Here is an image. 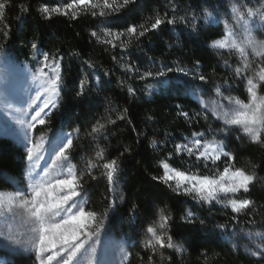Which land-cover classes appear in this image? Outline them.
Wrapping results in <instances>:
<instances>
[{"label":"snow or ice","instance_id":"obj_1","mask_svg":"<svg viewBox=\"0 0 264 264\" xmlns=\"http://www.w3.org/2000/svg\"><path fill=\"white\" fill-rule=\"evenodd\" d=\"M136 3L137 0H71L68 3H56L52 6L48 3H40L35 10L40 18L46 21L55 16H63L71 20H77L81 16H91L96 18L98 25H112L114 19L130 11L129 6ZM168 3L172 4L171 16L167 10L162 17L157 11L155 19L147 26L144 23L128 24L120 27L119 31H115L113 27L97 28L90 31V38L95 39L98 44L111 48L130 49L134 44L138 46L142 37L160 29L164 24L175 26L179 23L190 27L193 31L197 29L200 17L191 5L186 7L184 15L178 16L176 15L178 5L172 3V0H168ZM257 3V7H248L247 4L239 3V0L230 4L222 35L208 43L207 46L210 48L227 49L238 57L237 66L232 69L234 79L224 78L222 83L213 81L211 89L207 87L209 77L198 71L199 60L194 62L192 69L181 67L180 62L177 61L175 67L161 63L155 70L149 68L142 72L135 62H121L116 56L112 57V60L124 69L128 79L135 77L137 80L147 81L151 78L167 85L169 73L180 72L184 77H191L188 81L191 91L187 88L185 91L195 99L200 111L190 114L184 110V105L176 104V117L182 118L189 126L199 124L200 120H203L207 127L202 131H192L188 136L181 134V141L174 143L166 156L157 160V165L163 169L162 175H154L152 179L165 185L171 192L189 197L201 207L208 205L209 214L216 204L223 205L225 210L230 209L232 214L226 221L215 225L222 231L227 229L229 221L239 223L241 216L251 217L247 221L248 224L257 229H264V217L259 221L256 219L259 215L258 209L264 205H259L249 196L251 185L258 179L255 171L257 166L253 165L251 171L237 167L233 152L226 151L225 142L216 140L215 136L225 133L231 126H236L251 142L264 145V40L253 37L250 27L254 23V18L258 17L260 28H264V0H257ZM11 6V0H0V22L7 19L6 12ZM220 6L223 7V4ZM29 8L30 5H22V13H27ZM205 18L206 22L218 23L212 13L205 12ZM17 19V35H19L23 31L20 27L23 15ZM245 33L247 35H244ZM11 36L10 25L0 29V41H2L0 51L9 47ZM29 47L34 61L38 64L33 79L40 83L34 90L35 95L29 97L31 111L23 113L24 119L13 117L15 123L24 129L22 142L28 162V171L24 175L28 182L21 184L15 177L8 176L6 170L0 169V176L4 177L6 183L11 184L14 189L12 191L0 189V217L5 221L4 227L0 229V252L15 255L18 254L17 249L23 247L31 253L32 264H101L97 259L96 245L100 243L101 232L105 230L104 222L108 219L109 213L114 211L117 199H124L123 194L117 196L118 185L120 173L123 171L122 158L124 153H130L131 149L125 148L124 152L110 159L106 157V150L100 149L88 160L86 169L79 171L78 174V166L73 164L72 160L76 156L74 139L79 138L81 131L79 127L72 129L71 132L53 133L52 138L48 140V148H45L47 133L29 135L30 132H37L38 126H47V118L59 106L65 87L62 74L63 56L59 49L42 51L38 37H34L29 42ZM248 49L253 50V59H249ZM151 62L155 65L154 60ZM82 63L92 70L94 75L98 62L89 59ZM224 65L231 67L228 60H224ZM103 75L109 76L110 72L103 71ZM95 80L99 85L100 77L96 76ZM236 80L243 84L247 93V102L239 97L225 94L233 90L232 85ZM195 81L203 83L197 84L194 83ZM117 83L122 90L126 89L129 96L137 95V89L128 80L118 78ZM89 84V74L86 72L79 79L76 96L83 97ZM196 89L202 91L198 92ZM146 90L151 95L152 86L149 85ZM202 96H208L209 99L204 100ZM11 107L12 105L5 101V110ZM113 111L111 108L107 109L104 117L96 120L88 133L90 137L95 139L117 120L128 119L127 108L122 109L116 115V119L111 118ZM210 117L218 122L222 121L224 127L213 130ZM132 130L136 131L135 126ZM209 134H213L212 139L207 138ZM5 135V132L0 131V136ZM137 135L139 136V133ZM166 135L175 139L171 133ZM151 146L157 148L156 140L151 141ZM45 152L48 153L50 163H45L42 172H36V168L41 167L39 161L44 159ZM183 154L194 158V165L183 160ZM174 156L181 159L182 166L187 165L186 170L181 171L169 164L168 160ZM217 162L224 164L222 171L216 167ZM209 164L216 168V171L211 175H201V166L204 170L211 171ZM194 166L195 171H192ZM97 169L100 170L99 175L93 174ZM101 177L107 181L109 196L105 197L108 201L105 210L98 212L89 207L88 193L89 182L99 181ZM259 178L264 179V177ZM130 210L133 213L137 212V205H131ZM154 215L155 219L144 228L146 235L143 248L149 253L146 264H155L154 256L174 264L172 257H165L164 250L171 249L174 253L180 254L187 249L172 235L174 218L171 210L167 206L158 208ZM180 219L193 226L196 223L201 226L206 225V218L197 216L190 209H186ZM10 221L26 224L27 233H18ZM246 235L264 240V231H249ZM224 239L232 243L230 236H225ZM232 250L238 251L239 245L234 244ZM245 251L258 260H264V244H254V248L246 247ZM131 255L124 253L123 260L128 261ZM215 255L219 254L215 253ZM200 257L207 262L208 252L202 251ZM0 264H16V262L8 255H2Z\"/></svg>","mask_w":264,"mask_h":264},{"label":"trees","instance_id":"obj_2","mask_svg":"<svg viewBox=\"0 0 264 264\" xmlns=\"http://www.w3.org/2000/svg\"><path fill=\"white\" fill-rule=\"evenodd\" d=\"M235 1L172 0V3L178 5L176 13L178 16L184 15L186 7L191 5L200 17L197 29L193 31L179 23L175 26L164 24L160 29L142 37L140 44L138 46L134 44L130 49L98 44L95 39L90 38V31L103 27H113L115 31H119L120 27L128 24L144 23L147 26L155 19L157 11L161 17L166 10L169 16L173 14L170 11L172 4H169L168 0H137L136 4L129 6L131 10L114 19L112 25H98L96 18L91 16H81L77 20L55 16L46 21L41 19L35 10L40 3L52 6L71 0H11L12 6L6 12L7 19L0 22V29L7 25L12 28L7 49L13 53L15 59L22 60L31 54L29 42L34 37L39 38L42 50L59 49L63 56L62 74L65 87L62 99L59 106L50 113L44 129L52 133L56 129L68 132L77 127L81 129L79 138L74 139L76 156L72 160V163L78 166V174L79 171L86 169L88 160L100 149L106 150V157L109 159L124 152L125 148L131 149V152H125L122 158L123 171L120 173L118 185L117 196L123 194L124 199H117L114 211L109 213L108 219L104 222L109 230L124 240L126 253L132 254L123 264H146L149 253L143 248L146 235L144 228L155 219L156 210L165 206L171 210L174 218L172 225L174 239L187 249L180 254L174 253L171 249L164 250L165 257H172L174 264H264V260H258L245 251L238 235L241 231L255 228L247 222L251 217L241 216L239 223L229 221L227 229L222 231L215 225L226 221L232 214L230 209L225 210L223 205L216 204L209 214L208 205L201 207L189 197L171 192L165 185L152 179L154 175H162L163 169L157 165V160L165 157L174 143L181 141V134L188 136L192 131H202L207 127L203 120H200L199 124L189 126L182 118L176 117V104L184 105V110L190 114L200 111L195 99L185 91L186 88L191 91L188 84L191 77H184L180 72L169 73L167 85L151 78L147 81H140L135 77L128 79L124 69L112 60V57L116 56L121 62H135L142 72L149 68L155 70L161 63L175 67L177 61L181 67L192 69L194 62L199 60L198 71L209 77L207 83L209 89L213 87V81L222 83L224 78L234 79L232 69L237 66V54L227 49L210 48L207 45L222 35L227 19L226 12ZM239 2L247 4L248 7L258 6L257 0H251L250 3L249 0ZM22 5H30L27 13H22ZM205 12L212 13L218 23L206 22ZM21 15L23 20L20 27L23 31L17 35V18ZM251 30L256 38L264 40V28H260L258 17L254 18ZM89 59L98 62L94 75L92 70L82 63ZM153 60L155 65L151 62ZM224 60H228L231 67H226ZM103 71H109L110 75L104 76ZM86 72L89 74V88L83 97H78L75 93L79 79ZM96 76L100 77L99 85L96 83ZM118 78L128 80L137 89V95L129 96L126 89L122 90L118 86ZM149 85L152 86L151 95L146 90ZM232 88L230 93L225 94L247 101V93L239 80H236ZM207 98L209 97L202 96L204 100ZM109 108L114 110L111 114L112 119H116V115L127 108L128 119L117 120L95 139L90 137L88 133L91 126L97 119L103 118ZM210 120L213 130L221 127L216 120L211 117ZM133 126L135 132L132 130ZM167 133H171L175 139L167 137ZM152 140L157 142L156 149L151 146ZM223 140L227 145L226 151L233 152L236 157L237 167L251 171L253 165L257 166L255 171L258 179L251 185L249 196L259 205H264V179L259 178L264 177V145L251 142L235 130L228 132ZM182 158L194 165V158H189L186 154H183ZM168 162L181 171L187 169V165L182 166L181 159L175 156ZM26 165V149L22 143L8 136H0V169L6 170L8 176L15 177L24 184ZM216 167L222 171L224 164L217 162ZM209 168L211 171H206L201 166L200 174L211 175L216 171L211 164ZM99 171L97 169L93 174L99 175ZM192 171H195V166ZM89 183V207L102 212L108 203L105 199L109 196L107 181L101 177L99 181ZM0 189L10 191L13 187L0 176ZM133 204L137 205L138 209L135 213L130 210ZM186 209L192 210L201 218H206V225L196 223L193 226L181 220L180 217L185 214ZM258 212L256 219L259 221L264 217V207H260ZM225 236H230L232 243L226 241ZM234 244L239 245L236 252L232 250ZM205 250L209 255L207 262L200 257V253ZM17 253L12 255L0 252L1 255H8L10 259L15 260L16 264H32L31 253ZM215 253L219 255L216 256ZM137 254L143 259L138 258ZM154 260L155 264H169L167 260L162 261L158 256H154Z\"/></svg>","mask_w":264,"mask_h":264},{"label":"rangeland","instance_id":"obj_3","mask_svg":"<svg viewBox=\"0 0 264 264\" xmlns=\"http://www.w3.org/2000/svg\"><path fill=\"white\" fill-rule=\"evenodd\" d=\"M234 3H237V0ZM241 3L243 4V2ZM251 34L253 37H255L252 33V30ZM244 35H247V33H245ZM256 39L259 40L258 38ZM247 51L249 53V57H253V50L248 49ZM37 68L38 64L34 61V58L31 54L22 60H17L13 57V53L9 52L8 49L0 51V131L5 132V136L14 138L21 142L23 148H25L24 143L22 142L24 136V129L15 123L13 117H15L16 119H24L25 117L23 113L25 111H31V108L29 107V97L35 95L34 90L40 83V81L33 79V75L36 73ZM5 101L10 103L12 107L5 110ZM37 103H39V101H37ZM33 107L35 106L33 105ZM219 124L221 125V127H224L222 121L219 122ZM44 127L45 126H38V131L35 133L30 132L29 135H39L40 132L47 133V138L45 140V148L49 147L48 140L52 138L53 133L68 132L63 129H56L52 133V131H45ZM232 130H235L239 134L248 138V136L241 132L236 126H231L229 130L225 133L215 134L216 140H223V137ZM212 135L213 134H210V137H208V139H212ZM45 163H50V160H48L47 152L44 153V159L39 161L41 167L36 168L35 171L42 172V168ZM27 171L28 167L26 165L25 173H27ZM27 182L28 181L24 175V184H27ZM4 223V218L0 217V229L4 227ZM10 223L18 233H27L26 224L18 221H10ZM249 231L255 232L264 230L252 228L239 232L238 235L242 240V245L244 246V248H254V244H264V240H262L261 238L248 237L246 233ZM99 239L100 243L96 245V248L97 259L101 262V264H123V254L126 253L124 240L121 237L115 235L106 226L105 230L101 232ZM17 252L25 254L30 253L23 247L18 248ZM0 256L2 255L0 254Z\"/></svg>","mask_w":264,"mask_h":264}]
</instances>
